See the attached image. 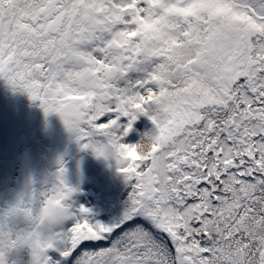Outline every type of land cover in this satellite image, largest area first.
<instances>
[{"label": "snow or ice", "instance_id": "1", "mask_svg": "<svg viewBox=\"0 0 264 264\" xmlns=\"http://www.w3.org/2000/svg\"><path fill=\"white\" fill-rule=\"evenodd\" d=\"M0 79L83 149L126 154L130 188L119 220L93 222L61 162L3 214L23 218L0 220V264L28 241L32 264H264V0H0ZM142 116L161 143L140 156L122 140Z\"/></svg>", "mask_w": 264, "mask_h": 264}, {"label": "rangeland", "instance_id": "2", "mask_svg": "<svg viewBox=\"0 0 264 264\" xmlns=\"http://www.w3.org/2000/svg\"><path fill=\"white\" fill-rule=\"evenodd\" d=\"M131 79H134V76H131ZM18 92L15 91L9 97H3L2 102ZM10 104L11 107L0 109V120L6 121L0 127V216H3L17 202L29 183H31L32 191L34 190L37 198L42 199L39 194L52 186L51 182L55 179L59 168L50 169L49 166L62 162L66 176L71 170H68L69 166H74V157L71 152H74L78 145L61 118L56 114L45 117L39 103L31 101L27 94L21 92L18 99ZM135 125L138 127V131H134L131 135L133 140L139 138V130L144 128V123L141 121ZM50 137H54L55 141H51ZM132 139L129 138L128 144H131ZM60 142H63L62 149L64 148V150H61L59 156L58 151H55L57 155L54 157L53 150H59ZM60 157L63 158L61 162ZM123 188L120 196L121 205L128 200L130 194L128 185ZM82 198L85 206L94 207L96 198L91 186L85 189ZM36 206L38 207V205ZM121 217L122 215L117 216L113 213L101 216L102 219H105V224H111ZM101 221L99 219L97 222L101 223ZM9 225L13 227L14 232L19 230L11 221ZM20 227L23 225L21 224ZM89 250L95 251L96 247L92 246ZM60 260V254L53 258V262ZM6 264H32L30 250L22 248L9 251L6 255Z\"/></svg>", "mask_w": 264, "mask_h": 264}, {"label": "bare ground", "instance_id": "3", "mask_svg": "<svg viewBox=\"0 0 264 264\" xmlns=\"http://www.w3.org/2000/svg\"><path fill=\"white\" fill-rule=\"evenodd\" d=\"M131 76H134V79L136 78V74H132ZM12 93H14V91L3 79H0V109L11 107L10 102L17 100L18 96L21 94V92H18V94L2 102L3 97H9ZM139 121L144 123V128L139 130V138L152 129L153 126L147 117H139L133 124V131L122 140L123 143L128 144L129 138H133L131 135L134 131H138V127H136L135 124ZM5 122L6 121L0 120V127L4 125ZM48 126L49 124L47 127ZM140 126L142 127V125ZM146 127H148V129H146ZM139 138L135 140L132 139L131 144L133 142H139ZM71 155L74 157V166H69L68 170H71L64 179L68 186L76 190L71 201L73 206L76 208L80 206L87 208L89 210V219L93 222H97L101 219L102 224L106 223L105 219L101 218L102 215H109L110 213L117 214V216L123 215L128 206V200L121 205L120 196L124 190L123 186L127 184L122 175L118 172L115 161L97 157L91 149H83L79 143L74 149V152H71ZM90 186L96 198V203L95 205L93 204L94 207H87L82 202L84 191ZM58 254V251L51 249L47 253L52 262L53 258Z\"/></svg>", "mask_w": 264, "mask_h": 264}, {"label": "clouds", "instance_id": "4", "mask_svg": "<svg viewBox=\"0 0 264 264\" xmlns=\"http://www.w3.org/2000/svg\"><path fill=\"white\" fill-rule=\"evenodd\" d=\"M66 129L71 133V135L73 136V138L77 142V138L79 136L78 125H74V127L72 128L71 131L68 128H66ZM153 143H161V141L159 140V131L158 130H156V131L149 130L147 133H145L141 137L139 142L135 144V150L137 152V155L143 156L144 154H146L148 151H150L151 145ZM101 157L106 159V160L107 159L114 160L117 167H118V163L124 164L127 162L126 158H125L126 154L122 155V153L116 147H113L111 145L105 146L104 156H101ZM123 179L125 180V177H123ZM51 184H52V186L43 192H50L54 188L55 179L51 182ZM32 192L33 191L31 188V183H29L24 194L10 208L16 206L17 203L21 200H23V204L21 205V207H25V208L34 207L35 201L33 200ZM43 207H44V205L41 204L39 206V208H35V216L36 217H39L40 211ZM62 217H63L62 209L49 208L47 215L43 218V220L38 225L42 229V235L43 234H50V233L54 232L59 227L60 223L62 222ZM17 218L22 219L23 218L22 213L15 214L13 217H10L9 220L14 221ZM0 220H3L2 216H0ZM9 220H3V222L5 224V228H4L5 232L8 231L7 224L9 222ZM31 244H32L31 241L25 242L22 245H18L17 249L27 248L28 250H30V253H31Z\"/></svg>", "mask_w": 264, "mask_h": 264}, {"label": "trees", "instance_id": "5", "mask_svg": "<svg viewBox=\"0 0 264 264\" xmlns=\"http://www.w3.org/2000/svg\"><path fill=\"white\" fill-rule=\"evenodd\" d=\"M64 139V138H63ZM50 140L51 141H55V138L54 137H50ZM64 144H65V141H64ZM62 147H63V142L61 143L60 142V146H59V150H56V149H54L53 150V152L55 153V151H58V156L61 154V152L64 150V148L62 149ZM64 147H65V145H64ZM62 150V151H61ZM57 155V152L53 155L54 157ZM61 158V157H60ZM63 160V158H61L60 159V162ZM57 162H58V160H57ZM60 166V164L59 163H55V164H52V165H50L49 166V168L50 169H53V168H57V167H59Z\"/></svg>", "mask_w": 264, "mask_h": 264}]
</instances>
